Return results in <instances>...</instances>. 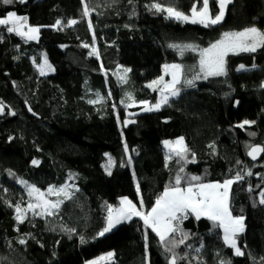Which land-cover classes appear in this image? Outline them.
<instances>
[{
  "label": "trees",
  "instance_id": "1",
  "mask_svg": "<svg viewBox=\"0 0 264 264\" xmlns=\"http://www.w3.org/2000/svg\"><path fill=\"white\" fill-rule=\"evenodd\" d=\"M157 2L190 14L196 0L0 3V18L14 11L40 28L39 38L28 41L0 26L2 264H87L107 252L114 255L105 264H170L172 253L139 217L100 236L108 206L118 208L127 197L140 208L142 197L147 212L178 174L222 183L237 173L244 178L232 185L230 209L244 217L245 229L236 236L244 254L225 244L222 228L190 215L182 226L189 238L174 249L177 264H264V155L256 162L248 158L250 146L264 147V48L230 53L226 76L202 78L190 87L183 81L194 75L189 68L198 65L199 51L181 56L169 47L203 49L225 32L253 26L264 31V0H233L223 21L207 28L166 18L150 7ZM85 3L89 16L83 15ZM209 7L213 15L219 10L216 0ZM73 19L75 25L57 27L58 20ZM84 45H95L97 55ZM176 63L184 65L180 94L147 114L138 103L153 105L160 93L148 85L161 76L167 81L164 65ZM240 65L245 68L238 70ZM39 66L47 74L41 76ZM245 120L254 123L239 127ZM178 138L185 139L190 162L166 151L164 142ZM70 180L71 199L58 197L55 215L16 219V206L23 209L33 198L21 181L45 192Z\"/></svg>",
  "mask_w": 264,
  "mask_h": 264
},
{
  "label": "snow or ice",
  "instance_id": "2",
  "mask_svg": "<svg viewBox=\"0 0 264 264\" xmlns=\"http://www.w3.org/2000/svg\"><path fill=\"white\" fill-rule=\"evenodd\" d=\"M20 3H24L25 0H19ZM233 0H216L218 4V11L213 15L209 7V0H196L193 3L190 14H186L183 11L178 10L176 7L169 6L164 7L161 3H154L150 7L155 9L156 12L166 13V18L175 19L182 23L201 24L204 27H210L220 24L225 16L226 8L231 4ZM3 4H12L14 0H0ZM197 3L200 4L198 9ZM88 4H84V16H89ZM77 21L75 19L68 21L69 25H75ZM61 24V21H57V26ZM0 26H3L8 33H15L25 40H36L40 31L39 27H32L28 25V18L26 16H19L16 12H8L5 17L0 18ZM89 27L91 28V21H89ZM88 47V45H84ZM174 49H177L182 56L186 50L199 51V63L197 66H192L189 71H193L194 75L191 79H184L186 86L195 87V81L200 79H207L212 76H226L227 75V56L231 54H239L240 52H256L259 48H264V31L259 30L257 27H248L243 31L239 32H225L222 38L214 43H211L209 47L200 49L198 45L192 44H173L169 45ZM95 51V49L93 50ZM45 66L47 70H52L50 64L45 59ZM244 65H240L239 69H244ZM125 73L131 71V69H125ZM165 74L171 75L170 81H165L164 77L161 76L159 79L154 80L148 85L154 91L159 88L160 101L151 107L148 106L147 101H143L145 105V111L159 110L163 104H167L169 95L178 96L180 89L177 85L181 83V78L184 76V65L183 64H165ZM45 67H40V75H45ZM121 79H124L121 77ZM167 93V94H166ZM129 101L135 103L133 97L129 94L127 97ZM96 103L98 101H90ZM132 103L127 105L132 106ZM2 104V102H0ZM31 110V109H30ZM3 107L0 106V115L3 114ZM12 115H15L13 112ZM129 123V121H125ZM135 123V121H131ZM254 121L245 120L239 127L243 128L246 124H252ZM255 135V133H252ZM165 147L172 148L173 152L177 157L190 162L187 160L186 153L188 152L187 147L184 145L183 138L176 140L175 142L165 141ZM125 150L127 151V145L125 144ZM260 153H264V147L250 146L248 155L256 160ZM171 158V157H169ZM33 164H38L39 161L34 160ZM112 163L111 157H109V164ZM128 163H131L129 157ZM179 171L184 172L183 166L180 167ZM11 174V173H10ZM109 174H111L109 170ZM247 175H252L251 171L247 172ZM244 177L237 173L234 178L225 179L222 183H205L201 182L200 176H189L185 180L181 175L175 177L174 183H170L165 188L163 193L156 199L155 204L147 212L143 211V198L140 199V208L133 203L127 197L121 199L120 207L113 208L111 205L108 206L107 225L99 233L103 236L106 232L118 223L124 220H130L133 216L139 217L143 220L144 225L150 228L152 232L159 237V241L164 245L166 252H171L170 264H177L178 254L174 251L176 247L185 243L189 238V233L185 232L182 228L184 220L188 219L189 216H193L197 221L202 217L213 222L214 227L223 229V239L225 244L232 247L235 250V254L242 256L244 253L240 247L237 246L236 236L244 231V217L234 216L230 209V193L234 183L241 181ZM182 181L185 182V186L181 187ZM28 188V195L34 197L35 202H29L27 210L21 209L19 205L16 206V219L23 222L27 211H31L33 215H39L41 217L52 216L59 209L62 201L57 200L55 202L46 199V195L60 196L63 194L68 199H71V194L67 191L68 186L65 185L59 189L54 186L47 189V193L41 192L40 189L35 186L28 185L27 182L21 181ZM252 189L249 188V191ZM139 192V186H137ZM260 203L264 204V191L260 192ZM39 209V212L36 210ZM179 233L180 238L176 239L175 234ZM81 242L84 240L81 238ZM20 244H25L26 241L21 239ZM189 247H191L189 245ZM199 252V249H195ZM114 253H108L107 257H101V260L110 259ZM180 259H187V256H181ZM2 264V261H0ZM92 264H97L93 261ZM221 264H230L229 262L221 261Z\"/></svg>",
  "mask_w": 264,
  "mask_h": 264
},
{
  "label": "rangeland",
  "instance_id": "3",
  "mask_svg": "<svg viewBox=\"0 0 264 264\" xmlns=\"http://www.w3.org/2000/svg\"><path fill=\"white\" fill-rule=\"evenodd\" d=\"M69 27V26H73V25H69L68 24V22L67 23H62L61 22V24L60 25H58L57 27H59V28H64V27ZM38 38H39V34H38ZM37 40V39H36ZM28 41H31V40H28ZM88 49H89V51H90V54L91 55H97V53H98V50H97V47L95 46V45H88ZM95 49V51H93ZM38 71H39V74H40V66L38 67ZM46 74H47V70H46ZM121 74V71H120V73H119V75ZM169 75V79L167 80V81H170L171 80V75L170 74H168ZM42 76V75H41ZM215 77H218V76H212V77H209V78H215ZM182 79V78H181ZM167 94V93H166ZM167 95H169V100L170 99H174V98H176L177 96H171L170 94H167ZM168 100V101H169ZM160 101V93H159V95H158V99H157V103ZM98 102H100V100H98ZM134 104H137V103H134ZM156 104V103H155ZM138 105H143L144 107H145V105L143 104V103H138ZM154 105V104H153ZM164 105V104H163ZM162 105V106H163ZM148 106L149 107H151L152 105H150V104H148ZM161 106V107H162ZM160 107V108H161ZM147 114L150 112V111H145ZM146 120L148 121L149 119H148V116L146 117ZM178 139H180V138H178ZM177 139V140H178ZM183 140H184V145L186 146V143H185V139L183 138ZM167 141H170V140H167ZM176 141V140H175ZM175 141H171V142H175ZM165 146V145H164ZM165 149H166V151L168 152V154L170 155V154H175L174 152H173V150H172V148H168V147H165ZM68 186V188H67V191L69 192V189L73 186L72 185V180H70L69 181V184L67 185ZM50 187H52V186H50ZM55 187V186H54ZM64 187V186H63ZM56 189H59L58 187H55ZM61 188V187H60ZM44 193H47V191H45ZM60 196H64L63 194H61ZM60 196H56L55 194H53V195H46V199H49V200H51V201H53V202H55V201H57V200H59V198L58 197H60ZM65 197V196H64ZM123 199V198H122ZM129 199V198H128ZM61 201V200H60ZM29 202H35V199H34V197L32 198V200L31 201H29ZM29 204V203H28ZM28 204L26 205V207H28ZM61 205V204H60ZM121 206V205H120ZM119 206V207H120ZM26 207H24L23 209H25V210H27V208ZM37 212H39V209H37L36 210ZM56 213H57V210H56ZM55 213V214H56ZM54 214V215H55ZM26 216H39V215H33V213L31 212V211H27L26 212ZM25 216V217H26ZM46 217V216H45ZM244 229H245V225H244ZM240 234V233H239ZM108 253H110V252H107V253H104V254H102V255H100L99 257H97V258H94V259H92V260H90V261H88L87 262V264H92V262L93 261H96L97 262V264H105V263H109V262H111L112 260H113V256L110 258V259H104V260H101L100 258L101 257H107V254ZM112 253V252H111Z\"/></svg>",
  "mask_w": 264,
  "mask_h": 264
},
{
  "label": "water",
  "instance_id": "4",
  "mask_svg": "<svg viewBox=\"0 0 264 264\" xmlns=\"http://www.w3.org/2000/svg\"><path fill=\"white\" fill-rule=\"evenodd\" d=\"M254 146L263 147V146H261V145H254ZM249 151H250V149H249ZM249 151H248V152H249ZM263 155H264V153H260V154L258 155V157H257L256 160H253L252 157L249 156V155H248V158H249L251 161L256 162V161H258L259 159H261V158L263 157Z\"/></svg>",
  "mask_w": 264,
  "mask_h": 264
},
{
  "label": "crops",
  "instance_id": "5",
  "mask_svg": "<svg viewBox=\"0 0 264 264\" xmlns=\"http://www.w3.org/2000/svg\"><path fill=\"white\" fill-rule=\"evenodd\" d=\"M135 216H133L132 218H134ZM131 218V219H132ZM130 219V220H131ZM130 220H124V221H122L121 223H123V222H127V221H130ZM121 223H118V224H116L111 230H113V229H115L116 227H118ZM222 231H223V229H222ZM110 232V231H109ZM224 240V239H223ZM227 245V244H226Z\"/></svg>",
  "mask_w": 264,
  "mask_h": 264
},
{
  "label": "built area",
  "instance_id": "6",
  "mask_svg": "<svg viewBox=\"0 0 264 264\" xmlns=\"http://www.w3.org/2000/svg\"><path fill=\"white\" fill-rule=\"evenodd\" d=\"M188 220H189V218L186 219V220H184L183 223H182V226H183ZM175 236H176L177 238H180V234H179V233L175 234Z\"/></svg>",
  "mask_w": 264,
  "mask_h": 264
}]
</instances>
